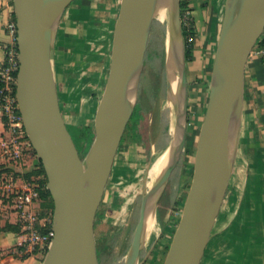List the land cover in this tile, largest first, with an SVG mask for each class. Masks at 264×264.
<instances>
[{
	"label": "water",
	"instance_id": "95a60500",
	"mask_svg": "<svg viewBox=\"0 0 264 264\" xmlns=\"http://www.w3.org/2000/svg\"><path fill=\"white\" fill-rule=\"evenodd\" d=\"M73 0H12L18 70L15 95L22 123L52 199V237L41 264H99L95 211L117 149L138 102L141 75L154 20L164 25V70L175 84V131L169 160L147 186L143 178L139 216L123 264H143V230L185 148L188 85L180 0H165L166 23L154 15L161 0H120L110 65L97 127L81 157L61 112L52 72L49 31ZM264 31V0H224L192 174L162 264H200L225 199L237 154L247 59ZM54 34V36H55ZM176 68V70H175ZM167 86V87H168Z\"/></svg>",
	"mask_w": 264,
	"mask_h": 264
},
{
	"label": "rangeland",
	"instance_id": "374dc122",
	"mask_svg": "<svg viewBox=\"0 0 264 264\" xmlns=\"http://www.w3.org/2000/svg\"><path fill=\"white\" fill-rule=\"evenodd\" d=\"M216 3L217 0H197L196 6H200L202 18L198 24H195L194 54L186 61L188 122L184 155L181 156L158 203L156 217L160 224V231L150 242L143 245L141 258L148 253L143 264H162L190 184L197 136L208 98V82L214 56V50L211 51L208 47V32L211 28L209 16L216 11L217 8L214 7ZM222 3L223 1H220L219 8L222 7ZM119 4L120 0L71 1L60 19L64 21L66 19L68 23L69 33L65 39L67 41L56 47V34L53 39L51 57L57 55L58 61L55 64L52 59V72L55 77L56 69L63 71L64 86L59 95L67 106L68 128L78 149H81L85 139L94 133L97 127L99 105L109 70L111 51L110 45L103 51L102 34L109 20L117 16ZM192 9L190 7L191 18L194 19ZM161 41L164 46L161 35L151 30L138 96L147 126L145 127L142 122L138 124V128H135L133 126L135 114L130 118L117 149L113 169L104 185L95 211L94 232L103 264H123L122 258H119L122 249L119 247L118 240L124 227L128 225L130 233L128 241L131 240L132 231L139 216L141 193L134 195V191H130V195L125 197L120 195L124 196L123 193H128V184L132 179L139 183V190H141L151 157L150 143L151 147L159 148L168 144L172 138L171 130H167L166 127L171 124L174 109L172 111L168 108L161 111L159 107V99L167 95L168 82L165 72L160 84L157 87L153 86L157 78V67L160 69L157 56ZM257 43L258 41L252 51H255ZM101 90L102 93L99 95ZM136 107L135 110H137ZM143 153L146 154L143 155ZM4 164L0 161V171ZM146 184L148 186V182ZM110 192L119 194V198L116 196L113 203L108 202ZM174 203L176 206L173 209ZM126 206L128 211L120 212ZM38 213L41 216L44 215L40 209ZM115 222H119L120 226L114 224ZM156 241L162 244L154 246L153 243ZM154 248L156 253H153Z\"/></svg>",
	"mask_w": 264,
	"mask_h": 264
},
{
	"label": "crops",
	"instance_id": "0c3cea01",
	"mask_svg": "<svg viewBox=\"0 0 264 264\" xmlns=\"http://www.w3.org/2000/svg\"><path fill=\"white\" fill-rule=\"evenodd\" d=\"M220 1H223L221 8L218 6ZM7 2L8 0H0V60L4 58L6 48L13 41V35L8 29L9 22L15 19L13 3L8 6ZM189 4L193 8L194 24H198L202 18L200 6H196L197 0H189ZM214 7L217 8L216 11L209 16L211 28L208 32V47L211 51H215L224 0H217ZM115 19L116 16H113L107 23V28L103 29V51L109 45L111 50ZM67 24L66 19L60 20L57 26L56 47L67 41L65 40L69 33ZM257 49L251 51L245 66L242 126L233 171L200 264H264V55L257 53ZM57 58V55H53L55 64ZM63 77V71L56 69V86L58 83L60 87L59 91L57 90L59 104L64 109V119L68 123L67 106L59 95L64 86ZM101 93L102 90L98 94ZM3 130V122L0 119V132ZM156 147H151L150 143L151 155ZM4 163L0 171V264H41L45 251L39 248L31 250L27 246L20 214L15 210L12 196H7L9 190L18 189L27 182L38 184L43 179V175L38 173L40 162L33 149L26 146L21 150L20 157ZM139 187V183L132 179L128 184V193L120 196L125 197L130 191L137 195L141 193ZM108 196L111 198L109 200L107 198L109 203H113L116 196L119 198V194L113 192ZM32 208L37 212L38 209L41 210L40 199L33 203ZM49 214L44 213L46 216ZM114 224L120 226L119 222ZM128 229L129 225L124 227L118 240L122 249L119 258L121 257L122 261L130 243ZM97 244L96 241V246ZM153 244L155 246L162 242L156 241ZM153 253H156V248Z\"/></svg>",
	"mask_w": 264,
	"mask_h": 264
},
{
	"label": "built area",
	"instance_id": "2783aa9c",
	"mask_svg": "<svg viewBox=\"0 0 264 264\" xmlns=\"http://www.w3.org/2000/svg\"><path fill=\"white\" fill-rule=\"evenodd\" d=\"M7 5L11 6L12 0H8ZM181 17L182 27H190L192 20L190 8L184 9ZM8 29L13 35V41L6 48L4 58L0 60V119L4 126V130L0 132V161L3 162L20 157L21 150L26 146L32 148L23 127L15 95L18 70L15 19L9 22ZM256 48L257 53L264 55V31L258 39ZM7 196H12L15 210L20 214L27 246L31 250L39 248L46 252L52 237V213L41 216L32 208L33 203L40 198L39 185L27 182L18 189L9 190ZM125 210L128 211L127 206L120 212L124 213Z\"/></svg>",
	"mask_w": 264,
	"mask_h": 264
},
{
	"label": "trees",
	"instance_id": "16d2710c",
	"mask_svg": "<svg viewBox=\"0 0 264 264\" xmlns=\"http://www.w3.org/2000/svg\"><path fill=\"white\" fill-rule=\"evenodd\" d=\"M180 7H181V12L186 8H190L189 0H180ZM151 30L153 31V33L161 35L162 39H164V25L160 21L154 20L152 23ZM182 30H183V36L185 39V57H186V61H187L188 59H191L192 55L194 54V36L196 35V27H195L193 19L191 20V26L190 27H182ZM157 58L160 62V69L157 67V70H156V77L157 78L155 79V84L153 85L155 87H157V85L160 84V80L164 78V72H165L164 71V63H163L164 62V46H163L162 41H161L160 47L158 49ZM59 88H60L59 84L57 83V90L58 91H59ZM139 93H140V88H139ZM150 93H151V91H150ZM150 104H151V101H150ZM136 106H137L136 107L137 110L134 109L135 112H133V114H135V116H136L134 119L135 122L133 123V126L135 128H138L137 127L138 124L143 122L144 126L146 127L147 126V120L145 117V113L142 112V106L140 105L139 102H137ZM60 108H61V112H62L63 117H64L65 113H64V109H63L61 104H60ZM65 123H66L67 129L69 130L68 123L66 121H65ZM93 135H94V133L88 135V137L83 142L81 149L77 148L81 157H83L86 154V152H87V150H88V148L92 142ZM76 147H77V145H76ZM182 155H184V151H183ZM38 173L43 175V179L38 182V185L40 187V198L39 199H40L41 212L42 213L48 212L51 214L52 208H53V203H52V199L50 197L49 192L45 188L46 180H45L43 168H42L40 163H39ZM175 206H176V204L174 203L173 209L175 208ZM97 257H98L99 264H103V258H102V255L100 254V251L98 248H97Z\"/></svg>",
	"mask_w": 264,
	"mask_h": 264
},
{
	"label": "bare ground",
	"instance_id": "6f19581e",
	"mask_svg": "<svg viewBox=\"0 0 264 264\" xmlns=\"http://www.w3.org/2000/svg\"><path fill=\"white\" fill-rule=\"evenodd\" d=\"M154 15L163 21H166L167 19V12H166V1L161 0L158 5L156 6L154 10ZM54 23L49 31V39L52 41L54 39L55 34V26ZM176 70V68H175ZM171 85L167 87V95L164 98L159 99V107L161 111H164L165 109L170 108L172 111L175 108V103L177 101V92L175 89V84L170 82ZM153 99V98H152ZM153 105V104H152ZM174 115V114H173ZM174 117H172L171 124L167 125L166 129L171 130L172 138H174L175 131H174ZM173 140V139H172ZM170 140L168 144H165L157 149H154L152 152V155L150 157V162L148 164L147 168V182L148 185H151L153 181L157 178V176L160 174L162 169L167 164L173 141ZM165 194V193H164ZM162 197V196H161ZM162 201V200H161ZM160 202V201H159ZM151 209L148 212L144 230H143V239H142V246L150 242V240L154 237H156L160 231V224L156 217V214L154 213L153 209ZM168 213V212H167ZM163 220V219H162ZM122 261V260H121Z\"/></svg>",
	"mask_w": 264,
	"mask_h": 264
}]
</instances>
